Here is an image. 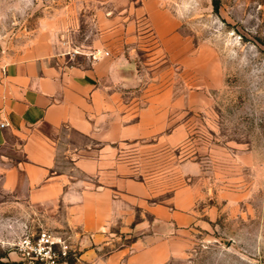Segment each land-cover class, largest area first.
Masks as SVG:
<instances>
[{
	"label": "rangeland",
	"instance_id": "1",
	"mask_svg": "<svg viewBox=\"0 0 264 264\" xmlns=\"http://www.w3.org/2000/svg\"><path fill=\"white\" fill-rule=\"evenodd\" d=\"M100 9L120 31L107 47H134L138 105L166 106L171 144L136 159L156 201L187 189L194 220L168 264H264V0H0V69L38 43L86 63ZM45 208L0 172V264L24 231H57Z\"/></svg>",
	"mask_w": 264,
	"mask_h": 264
},
{
	"label": "crops",
	"instance_id": "2",
	"mask_svg": "<svg viewBox=\"0 0 264 264\" xmlns=\"http://www.w3.org/2000/svg\"><path fill=\"white\" fill-rule=\"evenodd\" d=\"M99 12L86 63L38 43L0 69V172L7 189L56 213L47 224L68 238L75 264H168L194 220L177 204L187 189L156 201L136 159L171 144L166 106L154 96L138 105L134 47L108 48L120 31Z\"/></svg>",
	"mask_w": 264,
	"mask_h": 264
},
{
	"label": "built area",
	"instance_id": "3",
	"mask_svg": "<svg viewBox=\"0 0 264 264\" xmlns=\"http://www.w3.org/2000/svg\"><path fill=\"white\" fill-rule=\"evenodd\" d=\"M6 126V121L0 122V129ZM14 249L19 258L8 264H75L77 258L68 238L46 228L24 231Z\"/></svg>",
	"mask_w": 264,
	"mask_h": 264
},
{
	"label": "trees",
	"instance_id": "4",
	"mask_svg": "<svg viewBox=\"0 0 264 264\" xmlns=\"http://www.w3.org/2000/svg\"><path fill=\"white\" fill-rule=\"evenodd\" d=\"M214 5H215V8H217V6H218V2L215 1Z\"/></svg>",
	"mask_w": 264,
	"mask_h": 264
}]
</instances>
